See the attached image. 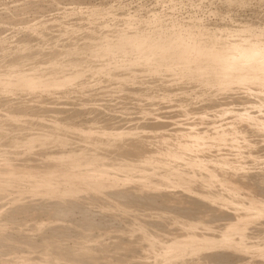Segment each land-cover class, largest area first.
Instances as JSON below:
<instances>
[{"label":"rangeland","instance_id":"rangeland-1","mask_svg":"<svg viewBox=\"0 0 264 264\" xmlns=\"http://www.w3.org/2000/svg\"><path fill=\"white\" fill-rule=\"evenodd\" d=\"M167 28L188 37L199 28L213 33L220 44L227 46L228 38H235L236 34H241V38L250 36L264 40V0H0V264H148L153 260L149 258L152 254L147 250L143 252L139 234L154 232L159 234V239L161 236L171 241L181 223L195 225L197 231L216 234L225 229L223 224L233 222L226 215L229 205L224 206L220 197L212 196L219 187L222 192L230 182L231 186L235 185L229 191L234 199L263 197L264 201V133L256 132L249 125L253 121L264 123L256 112L264 91V78L222 81L215 78L214 69L192 57L177 63L167 60L173 50L152 53L154 44L165 43V38H158L157 33ZM108 31L114 34L110 36ZM139 33H147L153 45H142L141 51L134 50L133 44L124 49L119 47L121 39L130 40ZM188 37L185 39L189 40ZM203 43L205 41H201ZM202 69L203 73H197ZM23 75L61 76L64 83L57 86L38 83L27 88L16 82ZM234 75L236 72L231 73ZM237 112L256 119L232 120ZM209 122L234 127L224 132L225 138H232L235 129L238 144L248 137L247 148L237 155V151L221 141L219 152L232 154L229 158L226 156L229 159L226 164L216 161L219 147L196 154L187 151L186 156L192 153L191 156L197 155L200 159L196 167L187 169L183 165L184 158L177 162L179 171L186 169L185 173L180 172L183 179L191 177L189 190L175 182L181 179L175 175L168 180L172 188L160 184L159 180L156 184L153 177L156 178V171L139 181L120 179L112 173L98 180L88 177L81 181L76 180V176L82 171H74L76 176L74 173L64 175L47 187L29 182L30 178L43 176L42 171L60 175L58 169L73 163L84 167L91 162L89 165L96 167L111 161L121 167L127 163L128 167H141L147 157L164 158L168 153H177L174 149L178 142L205 128ZM200 172L225 183L203 190L199 182L205 180V174ZM16 174H20L21 179L2 181ZM227 177L234 182L226 180ZM179 185L181 187H177ZM227 190L223 193H229ZM263 217L252 220L243 231L247 233H243L247 249L232 242H210L189 253L191 257L185 254L183 262L178 264H205V261L206 264H263ZM231 232L233 238L239 233L238 230Z\"/></svg>","mask_w":264,"mask_h":264},{"label":"bare ground","instance_id":"bare-ground-1","mask_svg":"<svg viewBox=\"0 0 264 264\" xmlns=\"http://www.w3.org/2000/svg\"><path fill=\"white\" fill-rule=\"evenodd\" d=\"M125 28V27H124ZM123 29V28H121ZM119 30V29H118ZM117 31V30H116ZM120 31V30H119ZM110 32V31H108ZM104 33V32H103ZM111 34H114L112 32H110V36H112ZM157 36L158 38H161L162 40L164 39L165 40V43L164 44H158L157 46L154 44H152L151 41H153V39L148 36L147 33H139V34H135L132 36V38L130 40H127L126 38L125 39H121L120 40V43H119V47L124 49L127 45L129 47V44H133L134 45V50H139L141 51L143 48L141 47L142 45H145V44H149V45H153V49H152V53H156V51L160 50V51H164V52H170L172 51V54L168 55L167 57V60L171 61V60H174L176 61L177 63L179 62H186L189 58H193L194 60H197V61H200L201 63L205 64L206 66H209L210 69H214L215 71V78L218 79V80H222V81H230V80H241V79H245L246 77L247 78H253L255 76H259V77H263L264 78V40H258L256 38H251L250 36L247 37V38H241V34H236L234 36H236L235 38H228L230 40L229 42V45H223V44H220V41L218 38L215 37V35L213 33H209L207 31H204L202 29H197L196 31H194V34L191 35V36H187L185 35V33H181V32H175L174 30H169L168 28L167 29H164L162 31H160L159 33H157ZM189 38V40H186L185 38L186 37ZM233 37V36H232ZM151 39V40H149ZM201 41H205V43L201 44ZM173 44H175V47H173ZM184 70L185 69H188V68H183ZM199 69V68H198ZM205 70L202 69V70H199L197 71V73H203ZM236 72V75L234 76H231V73H234ZM71 74V73H70ZM45 76V75H44ZM43 77V76H42ZM19 85H23L24 87H27V88H31V87H34L36 84L38 83H43L44 85L46 86H57V85H60V84H63L64 83V77H57V78H41L40 76H34V75H23L22 77H20L19 79H17L16 81ZM256 84V83H255ZM263 84H264V81H263ZM244 86V85H243ZM263 86V85H262ZM250 88V87H249ZM256 88V87H255ZM255 90V89H254ZM264 90V89H263ZM258 91V90H257ZM256 91V92H257ZM260 91V90H259ZM261 92V91H260ZM264 91H262L261 95H260V100H259V109L256 110V112L258 113V118L259 119H264ZM252 95V94H251ZM255 96V95H254ZM258 96V95H257ZM259 98V97H258ZM258 100V99H257ZM258 103V102H256ZM252 104V103H251ZM251 106V105H250ZM250 108V107H249ZM232 110V109H231ZM236 110V109H235ZM234 110V111H235ZM239 110V109H238ZM241 110V109H240ZM243 110V109H242ZM199 111V110H198ZM219 113V112H217ZM249 114V113H248ZM215 116V115H214ZM230 116V115H229ZM203 117V116H202ZM228 117V116H227ZM257 118V119H258ZM198 119V118H197ZM232 120H238V122L240 121H251V120H255L256 117H252V116H248L247 114H245L244 112H237L235 115H233V117L231 118ZM230 119V120H231ZM187 120V119H186ZM199 120V119H198ZM229 120V121H230ZM231 120V121H232ZM201 121V120H200ZM228 121V124L230 125V122ZM190 122V121H189ZM196 123V121H194ZM203 122V121H201ZM205 122V121H204ZM236 122V123H238ZM264 122V121H263ZM200 123V122H199ZM206 123V122H205ZM208 123V122H207ZM224 123V122H223ZM235 123V125H236ZM186 124V123H185ZM189 124V123H188ZM217 125H214L212 122H209V124H207V126L203 129H199V131L197 132H193L192 129V134L178 142L179 144L178 147H176V149H174L177 153H173V154H167V156H165L164 158H160L158 157L157 155H154V156H150V157H147L145 158L144 160H142V166L141 167H137L135 165L134 166H130L128 167V163H127V166L125 167H121V166H117L118 163L114 164V163H111L110 162H102L101 164L97 165L96 167L94 166H90L89 164L91 163L90 160H86L88 162H90L89 164H84L86 166L84 167H80V164H76L74 165L73 162H70V163H73L72 166H68V167H63L62 169H58L60 172V175H50V171H42L43 172V176H41L40 178L38 179H34L30 178L29 182L30 183H33V185L35 184H38V185H43L44 187H47L49 185H51L52 181H58L57 178H61L63 177L64 175L68 176V175H73L74 171H82L80 172V174H77L76 176V180L79 178L81 179V181L84 179V178H88V179H93V180H98L97 178L98 177H101V176H104L105 174H110L112 173L114 176H119L122 177V178H128L131 179V180H134V181H139V180H143V178H147L149 176V174H151L152 172H155V175L157 174L156 178L155 176L154 179H156V184L158 183V180L160 182V184H164L166 187H171L173 184L168 181L170 179V177L174 176L175 175V178L176 177H181L180 180L176 181L177 183L179 184H183V188H187L189 187L190 184L192 183H189V181L191 182V177L189 175L188 179L185 178L183 179L184 177H182V174L180 172H184L183 170L179 171L178 169V166H177V162H180L179 160L184 158L185 162H184V168L187 167H196L198 165V161L200 159H198V156H194L191 154L189 156H186L188 154L187 151H194L193 153L196 154L197 151H203L205 149H208L210 147H219L218 150H216L218 152L217 155V159L216 161H218V164H226L225 162H227V159L230 157V154L227 156V154L225 153H221L219 152L221 149H220V145H221V141H225L226 142V147L229 146L230 148L234 149L236 154L238 155V153H243L245 150V148H247L246 144H245V141L247 140L248 141V137L246 138V140H243V142L241 143H237V140H235V137L234 134L236 132V130L234 129L233 130V135H232V138L228 137V138H225V135H224V132L225 131H230L232 128L234 127H229L228 125H224L222 124V126L224 125V127L220 126L221 123L218 125V123H216ZM232 124V123H231ZM183 125V124H182ZM199 125V124H197ZM234 125V124H233ZM250 127H252L256 132L258 131H262V133H264V123H260V122H257V121H253V122H250ZM150 126V125H149ZM175 126V125H174ZM191 126V124H190ZM193 126V125H192ZM195 126V125H194ZM242 126V125H241ZM237 128H239L238 126H236ZM244 127V126H243ZM248 127V126H247ZM149 128V127H148ZM178 128V127H177ZM180 128V127H179ZM186 127H184L185 129ZM183 129V127L181 128ZM183 129V130H184ZM187 129V128H186ZM189 129V128H188ZM248 129V128H247ZM29 130V129H28ZM90 130V129H89ZM93 130V129H92ZM107 130V129H106ZM114 130V129H113ZM116 130V129H115ZM146 130V129H145ZM197 130V128H196ZM174 131V130H173ZM182 131V130H181ZM188 131V130H186ZM250 131V130H249ZM255 131H253L255 133ZM232 132V131H231ZM240 132V131H239ZM252 132V131H251ZM190 133V131H189ZM228 133V132H227ZM37 134V133H36ZM176 134V133H175ZM232 134V133H231ZM256 134V133H255ZM258 134V133H257ZM143 135V134H142ZM162 135V134H161ZM171 135V134H170ZM169 135V136H170ZM248 135V134H247ZM32 136V135H31ZM167 136V135H166ZM172 136V135H171ZM257 136V135H256ZM29 137V136H28ZM33 137V136H32ZM31 137V138H32ZM38 137V136H37ZM82 137V136H81ZM95 137V136H94ZM153 137V136H151ZM161 137V136H160ZM163 137V136H162ZM176 137V136H175ZM35 138V137H34ZM86 138V137H85ZM240 138V137H239ZM253 138V137H252ZM15 139V138H14ZM162 139V138H161ZM244 139V138H243ZM18 140V139H17ZM21 140V139H20ZM102 140V139H101ZM107 140V139H106ZM242 140V139H241ZM86 141V140H85ZM92 141V140H91ZM98 141V140H97ZM108 141V140H107ZM115 141V140H114ZM30 142V141H29ZM96 142V141H95ZM22 143V142H21ZM97 143V142H96ZM166 143V142H165ZM164 143V144H165ZM177 143V142H176ZM249 143V142H247ZM252 143V142H251ZM111 144V143H110ZM168 144V143H167ZM31 145V144H30ZM92 145V144H91ZM101 145V144H100ZM176 145V146H177ZM27 146V145H26ZM95 146V144H94ZM224 146V145H222ZM221 146V147H222ZM84 147V146H83ZM87 147V146H86ZM85 147V148H86ZM166 147V146H165ZM172 147V146H171ZM175 147V146H174ZM89 148V147H88ZM161 148V147H160ZM94 149V148H93ZM101 149V148H100ZM227 149V152L229 151L228 148ZM91 150V149H90ZM79 151V149H78ZM85 151V150H84ZM96 151V150H95ZM152 151V150H151ZM157 151V150H156ZM207 151V150H206ZM205 151V152H206ZM212 151V150H211ZM214 151V152H216ZM231 151V150H230ZM247 151V150H246ZM123 152V151H122ZM204 152V153H205ZM226 152V153H227ZM121 153V152H120ZM151 153V152H150ZM158 153V152H157ZM167 153V152H166ZM171 153V152H170ZM187 153V154H186ZM198 153V152H197ZM233 153V152H232ZM247 153V152H246ZM81 154V153H80ZM85 154V153H84ZM92 154H94L92 152ZM103 154V153H102ZM239 154V155H240ZM86 155V154H85ZM85 155L83 157H85ZM96 155V154H95ZM94 155V156H95ZM122 155V154H121ZM143 155V154H142ZM149 155V154H148ZM208 155V154H207ZM232 155V154H231ZM234 155V154H233ZM250 155V154H249ZM252 155H255V154H252ZM71 156V155H70ZM87 156V155H86ZM119 156V155H118ZM137 156V155H136ZM186 156V159L185 157ZM201 156V155H200ZM228 158H227V157ZM62 157V156H60ZM82 157V156H81ZM91 157V155L89 156ZM122 157V156H121ZM205 157V156H204ZM236 157V156H235ZM73 158V157H72ZM76 158V157H74ZM86 158V157H85ZM104 158V157H103ZM142 158V157H141ZM200 158V157H199ZM238 158V157H237ZM77 159V158H76ZM82 159V158H81ZM119 159V158H118ZM117 159V160H118ZM125 159V158H124ZM231 159V158H230ZM120 160V159H119ZM206 160V159H205ZM214 160V159H213ZM236 160V159H235ZM76 161V160H75ZM74 161V162H75ZM79 161V160H78ZM84 161V162H86ZM102 161V160H100ZM126 161V160H125ZM229 161V159H228ZM240 161V160H239ZM242 161V160H241ZM64 162V161H63ZM81 162V161H80ZM79 162V163H80ZM134 162V161H133ZM206 162V161H205ZM213 162V161H212ZM93 163V161H92ZM98 163V162H97ZM139 163V162H138ZM228 163V162H227ZM234 163V162H233ZM124 164V163H123ZM134 164V163H133ZM131 163V165H133ZM140 164V163H139ZM64 165V164H63ZM68 165V164H67ZM89 165V166H88ZM96 165V163L94 164ZM117 167H116V166ZM130 165V164H129ZM182 165V164H181ZM182 165V166H183ZM16 166V165H15ZM222 166V165H221ZM227 166V165H226ZM53 168V166H51ZM56 167V166H54ZM210 167V166H209ZM242 166H240L241 168ZM37 168V166H36ZM47 168V167H46ZM44 168V169H46ZM57 168V167H56ZM179 171V173L176 171L177 169ZM183 168V167H182ZM183 168V169H184ZM215 168V167H214ZM229 168V167H228ZM232 168V167H231ZM239 168V167H238ZM114 169L115 172H112ZM176 169V170H175ZM186 169H185V172H186ZM217 169V167H216ZM5 170V169H3ZM159 172H158V171ZM190 170V169H189ZM187 170V172L189 171ZM220 170V169H219ZM244 170V169H243ZM41 171V170H40ZM118 171V172H117ZM207 170H205L204 172L206 173ZM214 171V170H213ZM233 171V170H232ZM150 172V173H149ZM184 172V173H185ZM196 172V171H195ZM209 172L211 173V170H209ZM208 172V173H209ZM149 173V174H148ZM192 170L190 172V174H192ZM201 174H205V173H202L200 172ZM215 173V172H214ZM219 173V172H218ZM226 173V172H225ZM240 173V172H239ZM36 174V173H34ZM111 174V175H112ZM154 173H152L153 175ZM196 174V173H195ZM230 174V173H229ZM23 175V174H22ZM198 175V174H197ZM215 175V174H214ZM219 175V174H218ZM217 175V176H218ZM238 175V173H237ZM242 175V174H241ZM7 176V175H6ZM185 176V175H183ZM187 176V175H186ZM192 176V175H191ZM201 176V175H199ZM4 177V176H3ZM2 177V178H3ZM13 178L9 177V179H2V181H15V180H18V179H21V175L20 174H16L15 177L14 175L12 176ZM91 177V178H90ZM105 177V176H104ZM151 177V175H150ZM194 176H192L193 178ZM196 177V176H195ZM198 177V176H197ZM203 177H205V180L203 182H199L197 184L203 186L202 189L204 190L205 188L204 187H208L211 186L213 184H216V185H221V182H224L225 181H220V182H216L214 179L210 178L211 175L210 174H205V176L203 175ZM220 177V176H219ZM230 177V176H229ZM233 177V176H231ZM240 177V176H239ZM250 177V176H249ZM263 177V176H262ZM8 178V177H7ZM24 178V177H23ZM174 178V179H175ZM201 178V177H199ZM221 178V177H220ZM115 179V178H114ZM118 179V178H117ZM121 179V178H120ZM173 179V177H172ZM194 179V178H193ZM197 179V178H196ZM204 179V178H203ZM75 180V179H74ZM101 180V179H100ZM113 180V179H112ZM195 180V179H194ZM225 180V179H224ZM226 180H229L231 181V179H227ZM239 180V179H238ZM244 180V179H243ZM242 180V181H243ZM252 180V178H251ZM254 180V179H253ZM105 181V180H104ZM103 181V182H104ZM108 181V179H107ZM193 181V180H192ZM228 181V182H229ZM240 181V180H239ZM237 181V182H239ZM60 182V181H59ZM84 182V181H83ZM106 182V181H105ZM111 182V181H110ZM129 182H132V181H129ZM141 182V181H140ZM173 182V181H172ZM232 183L234 181H231ZM3 183V182H2ZM5 183V182H4ZM56 183V182H55ZM86 183V182H85ZM84 183V184H85ZM89 183V182H88ZM113 183V182H112ZM176 183V185H178ZM223 183V184H224ZM236 183V182H235ZM242 183V182H240ZM250 183V182H249ZM262 183V182H261ZM260 183V184H261ZM91 184V183H89ZM110 184V183H109ZM196 184V183H195ZM239 183H236V185H238ZM264 184V183H263ZM32 185V184H30ZM56 185V184H55ZM54 185V187H55ZM100 185V184H97V186ZM102 185V184H101ZM141 185V184H140ZM143 185V184H142ZM150 185V184H148ZM163 185V186H164ZM176 185H175V188H176ZM249 185V184H248ZM247 185V186H248ZM259 185V184H258ZM92 186V185H91ZM94 186V185H93ZM96 186V185H95ZM193 186V185H192ZM197 186V185H196ZM233 186V185H232ZM230 185V182L227 184L226 186V190L229 192L230 189L234 188V186L232 187ZM242 186V185H241ZM29 187H32L33 186H29ZM43 187V188H44ZM100 187V186H99ZM120 187V186H119ZM158 187V186H157ZM156 187V188H157ZM160 187V185H159ZM177 187H181L180 185L177 186ZM198 187V186H197ZM36 188V187H35ZM95 188V187H94ZM105 188V187H104ZM111 188V187H110ZM116 188V187H115ZM164 188V187H163ZM172 188V187H171ZM184 188V190H186ZM199 188V187H198ZM201 188V187H200ZM199 188V190H200ZM218 188V187H217ZM217 188H215V190H217ZM236 188V187H235ZM240 188V187H239ZM253 188V186H252ZM39 189V188H38ZM101 189V188H100ZM125 189V188H124ZM188 189V188H187ZM191 189V187H190ZM201 189V190H202ZM206 189V190H207ZM220 190L216 191V193L214 194L213 192L215 190H213V192H211V194L213 193L212 196L216 195V197H220L221 198V201L220 202H223L224 203V206L229 205L228 207L230 208V211H228L226 215L227 216H230L231 220L233 221L232 223H229V224H223V226L225 225V229L223 231H221L220 233H216V234H213V233H206V232H201V230L197 231L198 229H195L196 226L195 225H192L190 223H181L179 225H177V235L173 236L172 240L170 241V239H164V238H161L160 236V239H159V234L158 233H143V234H137L139 237V240L142 242L141 243V247H143V252L144 250L146 252H149L152 254V257H149L150 259H153L151 263H149L148 261V264H164V263H170V264H178L179 261H181V259H184V255L185 254H188L189 256V253L192 254L194 253L197 249H199V247L201 245H204V244H208L210 242H216V243H236L237 245L243 246V249L244 247L247 249L248 246H247V243L248 242H245L244 238H243V231L246 230V226L248 224L252 222H255L254 220L261 217L262 215L264 216V201L262 199H253V198H246V199H239L237 198L234 199L230 193H227V194H224L222 190V192H219L221 191L222 188H218ZM245 189V188H244ZM251 189V188H250ZM45 190V189H44ZM140 190V189H139ZM167 190V189H166ZM181 190V189H180ZM189 190V189H188ZM202 190V191H203ZM234 190V189H233ZM1 191V190H0ZM102 191V190H101ZM116 191V190H115ZM114 191V192H115ZM123 191V190H121ZM130 191V190H129ZM149 191H153V190H150ZM155 191V189H154ZM160 191V190H159ZM170 191V190H169ZM191 191V190H190ZM210 191H212V189H210ZM232 191V190H231ZM254 191V190H253ZM52 192V191H51ZM55 192V191H54ZM112 192V191H111ZM118 192V191H117ZM143 192V191H142ZM141 192V193H142ZM183 192V191H182ZM187 192V191H186ZM189 192V191H188ZM201 192V191H199ZM208 192V191H206ZM264 192V191H263ZM132 193V191H131ZM139 193V192H138ZM147 193V192H146ZM145 193V194H146ZM185 193V192H183ZM198 193V192H197ZM203 193V192H202ZM223 193V194H222ZM237 193V192H236ZM118 194V193H116ZM123 194V193H122ZM168 194V193H167ZM171 194V193H170ZM169 194V195H170ZM174 194V193H173ZM201 194V193H200ZM207 194V193H205ZM234 194V193H233ZM244 194V193H243ZM260 194V192L258 193ZM114 195V194H113ZM133 195V194H132ZM136 195V194H135ZM139 195V194H138ZM137 195V196H138ZM158 195V194H157ZM187 195V194H186ZM199 195V194H198ZM204 195V194H202ZM200 195V196H202ZM208 195V194H207ZM210 195V194H209ZM120 196V195H119ZM130 196V195H128ZM148 196V194H147ZM152 196V195H151ZM189 196V194H188ZM211 196V197H212ZM260 196V195H259ZM123 197V196H122ZM125 197V196H124ZM123 197V198H124ZM127 197V196H126ZM190 197V196H189ZM194 197V196H193ZM196 197V196H195ZM194 197V198H195ZM204 197V196H203ZM205 197H210V196H205ZM215 197V196H214ZM238 197V196H237ZM254 197V196H253ZM261 197V196H260ZM21 198V197H20ZM137 198V197H135ZM144 198V197H142ZM146 198V197H145ZM199 198V197H198ZM213 198V197H212ZM211 198V199H212ZM219 198V199H220ZM240 198V197H239ZM14 199V198H13ZM17 199V198H16ZM15 199V200H16ZM127 199V198H126ZM138 199V198H137ZM159 199V198H158ZM161 199V198H160ZM175 199V198H174ZM203 200L205 198H202ZM216 199V198H215ZM63 200V199H62ZM134 200V198H133ZM152 200V199H151ZM192 200V199H190ZM57 201V200H56ZM60 201V200H59ZM171 201V200H170ZM201 201V200H200ZM208 201V200H207ZM121 202V200H120ZM137 202V201H136ZM138 202H141V201H138ZM167 202V201H166ZM165 202V203H166ZM181 202V201H180ZM196 202V201H195ZM205 202V201H204ZM214 202H217L214 200ZM43 203V202H42ZM59 203V202H58ZM60 203H63L60 202ZM149 203V202H148ZM211 203V202H210ZM18 204V203H17ZM153 204V203H152ZM195 204V203H193ZM197 204V202H196ZM209 204V203H207ZM219 204V202H218ZM218 204L216 206H218ZM23 205V204H21ZM27 205V204H26ZM45 205V204H44ZM165 205V204H164ZM168 205V203L166 204ZM180 205V204H179ZM200 205V204H199ZM203 205V204H202ZM210 205V204H209ZM222 205V204H220ZM246 205V206H245ZM43 206V205H42ZM147 206V205H146ZM152 206V205H151ZM163 206V205H162ZM187 206V205H186ZM197 206V205H196ZM49 207V206H48ZM170 207V206H169ZM181 207V206H180ZM193 207V206H192ZM213 207V206H212ZM219 207V206H218ZM45 208V207H44ZM187 208V207H186ZM215 208V207H214ZM224 208V207H223ZM22 209V208H21ZM199 209V208H198ZM228 209V208H226ZM224 208V210H226ZM17 210V209H16ZM57 210V209H56ZM180 210V209H179ZM206 211V210H204ZM218 211V210H217ZM13 212V210H12ZM60 213L62 211H59ZM58 212V215H62V214H59ZM188 212V211H187ZM192 212V211H191ZM200 212V211H199ZM56 213V212H55ZM207 213V212H206ZM205 213V214H206ZM209 213V211H208ZM184 214V213H183ZM196 214V213H195ZM204 214V213H203ZM51 215V214H50ZM67 215V214H65ZM181 215V214H179ZM192 215V213H191ZM223 215V214H222ZM132 216V215H131ZM184 216V215H183ZM188 216V215H187ZM195 216V215H194ZM203 216V215H202ZM201 216V217H202ZM205 216V215H204ZM213 216V215H212ZM59 217V216H58ZM57 217V218H58ZM162 217V216H161ZM206 217V216H205ZM210 217V216H209ZM220 217V216H218ZM225 217V216H224ZM185 218H187L185 216ZM199 218V216H198ZM208 218V217H207ZM213 218V217H212ZM264 218V217H263ZM59 219V218H58ZM171 219V218H170ZM193 219V218H192ZM195 219V218H194ZM201 219V218H200ZM202 219H205L206 218H202ZM201 219V220H202ZM227 219V218H226ZM229 219V220H230ZM262 219V218H261ZM88 220V219H87ZM172 220V219H171ZM191 220V219H190ZM258 220V219H257ZM54 221V220H53ZM197 222H199L198 220H195ZM209 221V220H208ZM213 221V220H212ZM157 222V221H156ZM159 222V221H158ZM264 223V221H262ZM35 223V222H34ZM57 223V222H56ZM55 223V224H56ZM133 223V222H132ZM131 223V224H132ZM152 223V222H151ZM207 223V222H206ZM209 223V222H208ZM43 224V223H42ZM61 224V223H60ZM137 224V223H136ZM148 224V223H146ZM162 224V222L160 223ZM169 224V223H168ZM167 224V225H168ZM39 225V224H38ZM134 225V223H133ZM152 225V224H151ZM157 225V224H156ZM160 226V225H159ZM173 226V224H172ZM35 227V226H34ZM38 227V226H37ZM106 227V226H105ZM36 228V227H35ZM63 228V227H62ZM140 228V227H139ZM143 228V227H142ZM165 228V226H164ZM248 228V227H247ZM58 229V228H57ZM108 229V228H107ZM119 229V228H118ZM124 229V228H123ZM215 229V228H214ZM249 229V228H248ZM253 229V228H252ZM126 230V229H125ZM141 230V228H140ZM146 230V229H145ZM160 230V228H159ZM232 230H238V234L235 238H233V234H232ZM254 230V229H253ZM62 231V230H61ZM85 231V230H84ZM129 231V230H128ZM250 231V230H249ZM79 232V231H78ZM124 232V231H123ZM126 232V231H125ZM141 232V231H140ZM145 232V231H144ZM150 232V231H149ZM159 232V231H158ZM161 232V230H160ZM164 232V231H163ZM251 232V231H250ZM128 233V232H127ZM165 233V232H164ZM167 233V232H166ZM170 233V232H169ZM168 233V234H169ZM106 234V233H105ZM120 234V233H119ZM167 234V235H168ZM172 234V233H171ZM174 234V233H173ZM172 234V235H173ZM244 234H247V233H244ZM259 234V233H258ZM263 234V233H262ZM60 235V234H59ZM84 235V234H83ZM134 236V235H133ZM170 236V235H169ZM78 237V236H77ZM172 237V236H171ZM63 238V237H62ZM114 238V237H113ZM248 238V237H247ZM30 239V238H29ZM119 239V238H117ZM128 239V238H127ZM134 239V238H133ZM136 239V238H135ZM249 239V238H248ZM53 240V239H52ZM85 240V239H84ZM121 240V238H120ZM138 240V239H137ZM138 240V241H139ZM6 241V240H5ZM44 241V240H43ZM59 241V240H58ZM78 241V240H77ZM113 241V240H112ZM125 241V240H124ZM130 242V240H127V242ZM140 241H139V244H140ZM254 241V240H253ZM256 241V240H255ZM9 242V241H7ZM20 242V241H19ZM35 242V241H34ZM45 242V241H44ZM122 242V241H121ZM126 242V243H127ZM133 242V241H132ZM136 242V240L134 241ZM47 243V242H46ZM51 243V242H50ZM56 244V242H54ZM60 243V242H59ZM114 243V242H113ZM138 243V242H137ZM136 243V244H137ZM250 243V241H249ZM5 244V243H4ZM49 244V243H48ZM117 244V242H116ZM120 244V243H119ZM254 244V243H253ZM261 244V243H260ZM124 245V244H123ZM155 245V246H154ZM157 245V246H156ZM256 245V244H254ZM252 244H250L249 246H254ZM258 245V244H257ZM22 246V245H21ZM47 246V244H46ZM51 246V245H50ZM63 246V245H62ZM131 246V245H130ZM154 246V247H153ZM223 246V245H222ZM235 246V245H234ZM238 246V247H239ZM259 246V245H258ZM27 247V246H26ZM85 247V245L83 246ZM98 247V246H97ZM140 247V246H139ZM140 247V249H141ZM59 248V246H58ZM61 248V247H60ZM63 248V247H62ZM87 248V247H86ZM237 248V246H236ZM256 248V247H255ZM73 249V248H72ZM139 249V248H138ZM139 249V250H140ZM141 249V250H142ZM251 249V248H250ZM257 252L260 251L259 248H256ZM17 250V249H16ZM31 250V249H30ZM42 250V249H41ZM57 250V249H56ZM137 250V249H136ZM15 251V250H14ZM61 251V250H60ZM75 251V250H74ZM138 251V250H137ZM202 251V250H201ZM47 252V251H46ZM59 252V251H57ZM141 252V254L143 253ZM197 252H200V251H197ZM196 252V254H197ZM17 253V252H16ZM32 253V252H31ZM53 253V251H52ZM60 253V252H59ZM72 253V252H71ZM118 253V252H117ZM228 253V252H227ZM30 254V253H29ZM42 254V253H41ZM51 254V253H50ZM57 254V253H56ZM70 254V253H69ZM147 254V253H146ZM150 254V255H151ZM195 254V256H196ZM199 254V253H198ZM15 255V254H14ZM47 254L45 253V256ZM63 255V253H62ZM145 255V254H144ZM143 255V256H144ZM150 255H147V256H150ZM194 255V254H193ZM205 255V254H203ZM210 255V254H209ZM215 255H218V254H215ZM230 255V254H228ZM259 255V254H258ZM21 256V255H20ZM26 256V255H25ZM51 256V255H50ZM69 256V255H68ZM146 256V257H147ZM187 256V255H185ZM192 255H190L189 257H191ZM201 256V255H200ZM208 256V255H207ZM222 257V255H220ZM225 256V255H224ZM15 257V256H14ZM22 257H24V255H22ZM33 257V256H32ZM44 257V256H43ZM62 257V256H61ZM67 257V256H66ZM74 257V256H73ZM211 257V256H209ZM20 258V257H19ZM143 258V257H142ZM187 258V257H186ZM196 258V257H195ZM198 258V257H197ZM216 258V257H215ZM18 259V258H17ZM37 259V258H36ZM48 259V258H47ZM58 259V258H57ZM62 259V258H61ZM64 259V258H63ZM145 259V258H144ZM190 259V258H189ZM199 259V258H198ZM206 259V257H205ZM204 259V260H205ZM210 259V258H209ZM212 259V258H211ZM218 259V257H217ZM222 259V258H221ZM219 258V260H221ZM235 259V258H234ZM262 259V258H261ZM29 260V259H28ZM76 260V259H75ZM203 260V262H204ZM213 260H214V255H213ZM216 260V259H215ZM15 261V260H14ZM14 261H11V262H14ZM19 262H22L20 260H18ZM25 261V260H24ZM39 261V260H38ZM107 261V260H106ZM218 261V260H216ZM17 262V261H16ZM41 262V261H40ZM183 262V261H181ZM180 262V264H182ZM189 262V261H188ZM199 262V261H198ZM208 262V261H207ZM213 262V261H212ZM259 262V261H258ZM50 263V262H49ZM73 263V262H72ZM118 263V262H117ZM145 264V262H143ZM187 262H185L186 264ZM210 263V261H209ZM13 264V263H12ZM76 264V263H75ZM86 264V263H85ZM125 264V263H124ZM198 264V263H197ZM201 264V263H200ZM205 264H206V261H205ZM215 264V263H214ZM255 264V263H254ZM260 264V263H259ZM263 264H264V261H263Z\"/></svg>","mask_w":264,"mask_h":264}]
</instances>
